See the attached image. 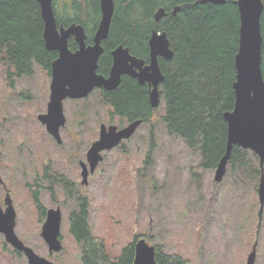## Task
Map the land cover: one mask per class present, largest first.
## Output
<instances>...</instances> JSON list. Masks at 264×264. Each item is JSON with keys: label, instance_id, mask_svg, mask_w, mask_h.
<instances>
[{"label": "rangeland", "instance_id": "obj_1", "mask_svg": "<svg viewBox=\"0 0 264 264\" xmlns=\"http://www.w3.org/2000/svg\"><path fill=\"white\" fill-rule=\"evenodd\" d=\"M12 79L9 86L0 66V154L5 159L13 156L12 162L8 160L12 169H4L2 177L16 211L14 231L36 254L56 264H80L81 249L68 226L69 212L81 201L77 190L89 197L91 233L103 240L112 256L135 234L142 233L148 243L160 247L161 253H179L188 264H245L256 242L253 264H264V207L258 218L259 175L247 177L227 165L223 179L215 182L214 169H199V154L168 134L159 119L161 101L153 117L140 124L133 140L127 142L126 152L120 148L101 152L99 168L109 165L96 175L99 186L107 184L104 193L97 182L89 183L87 189L81 186L79 174L70 165L78 158L85 160L89 145L98 138L99 125L109 121L117 124L118 117L111 118V110L97 101L95 93L79 102L66 100V120L59 129L63 144H55L48 133L42 141L45 132L36 114L44 111L49 75L33 68L31 74ZM70 131L76 134L73 143ZM65 146L75 148L79 156L67 164L60 160L66 156L58 152ZM49 159L58 163L51 169H57L61 179L69 175L70 192L60 185H53L52 192L46 189L40 177ZM35 185L39 205L61 209L62 249L58 252L49 253L40 235L44 218L38 219L34 196L30 195ZM4 192L0 188V201ZM3 242L0 233V264H27L24 255H10L13 247L8 243L3 250Z\"/></svg>", "mask_w": 264, "mask_h": 264}, {"label": "trees", "instance_id": "obj_2", "mask_svg": "<svg viewBox=\"0 0 264 264\" xmlns=\"http://www.w3.org/2000/svg\"><path fill=\"white\" fill-rule=\"evenodd\" d=\"M261 1V70L264 79V0ZM113 3L100 59L108 60L110 51L118 45L126 47L133 56L146 59L151 31L164 32L172 57H158L163 74V80L158 84L163 103L159 119L168 134L175 135L199 154V169H215L226 148L227 125L223 114L232 110L234 102L233 59L239 26L234 0H225L223 4L200 0H113ZM52 4L57 25L81 24L87 39L91 40L100 19L99 0H53ZM159 8H163L165 14L155 20ZM42 28L36 0H0V66L4 74H8L9 86L13 85L15 75H29L33 68H50L55 53L45 48ZM68 46L70 49L76 47L73 39ZM106 102L111 113L120 119L141 118L145 122L154 114L144 89L130 79H122L109 92ZM227 165L247 177L259 175L260 179L258 157L249 149L233 145ZM36 207L41 220L45 209L40 205ZM88 208L89 204L81 200L68 219L69 232L81 249L80 264H133V242L123 246L117 255H110L103 240L91 233ZM2 244V249L6 250L7 243ZM154 248L157 264H188L179 253H161L159 246L154 245ZM9 253L23 255L14 248Z\"/></svg>", "mask_w": 264, "mask_h": 264}, {"label": "water", "instance_id": "obj_3", "mask_svg": "<svg viewBox=\"0 0 264 264\" xmlns=\"http://www.w3.org/2000/svg\"><path fill=\"white\" fill-rule=\"evenodd\" d=\"M43 24L42 39L49 51H56L57 57L50 63L51 81L49 83V101L46 113L40 114L38 120L45 125L47 132L59 140L58 129L64 124L62 100L82 98L88 95L95 86L106 90L115 88L122 74H130L139 82L147 81L152 85L149 93V105L158 106L160 101L158 84L163 74L158 64V57L170 59L172 50L164 32L152 30L148 39L149 64L142 66V60L131 55L126 47L118 45L111 51L112 64L107 77L96 73L97 60L103 51L102 40L107 37L112 13L113 0H99L100 19L92 36V43L85 44L86 34L81 24L72 23L66 27L57 25L53 10V0H36ZM203 3L223 4L225 0H200ZM239 15L237 50L233 63L235 79L232 83L234 102L230 111L223 116L227 125L226 148L214 169V181L220 182L225 174L227 161L233 145L251 150L258 157L260 179L258 184L259 211L264 206V79L261 70L260 15L263 8L261 0H235ZM174 12V11H173ZM165 14L159 8L154 18L160 19ZM72 36L78 49L68 48V38ZM137 68L138 70H134ZM138 118L128 125L117 129L116 125H99L98 138L93 141L86 152V160L93 170L102 160L101 152L119 144L122 139L131 136L141 124ZM84 168V165H83ZM82 168V169H83ZM85 179L86 169L82 171ZM15 210L9 198L6 208L0 207V233L5 241L14 249L23 252L28 264H56L36 254L26 246L14 231ZM61 212L59 208L49 209L41 225L40 235L49 252H58L62 248L60 236ZM256 242L247 254L245 264H253L255 260ZM133 264H157L154 258V246L144 238L136 241Z\"/></svg>", "mask_w": 264, "mask_h": 264}, {"label": "flooded vegetation", "instance_id": "obj_4", "mask_svg": "<svg viewBox=\"0 0 264 264\" xmlns=\"http://www.w3.org/2000/svg\"><path fill=\"white\" fill-rule=\"evenodd\" d=\"M93 36V35H92ZM70 39H73L74 40V38L72 37V36H70L69 38H68V45H69V41H70ZM74 42H75V40H74ZM76 43V42H75ZM92 43V37H91V40H89V39H87V36H86V39H85V44H86V46L87 45H89V44H91ZM101 45H102V42H101ZM103 47V46H102ZM68 48L70 49V47L68 46ZM76 49H78V44L76 43V47L75 48H73V49H70L71 51H75ZM113 50V49H112ZM111 50V51H112ZM111 51H110V58H108V60H101L100 59V56H101V54H100V56L98 57V60H97V68H96V73L97 74H100V75H102V76H104V77H107L108 76V74H109V70H110V67H111V64H112V56H111ZM52 52H54L55 54H54V58H56L57 57V52L56 51H52ZM103 52V51H102ZM132 55V54H131ZM136 57V56H135ZM53 58V59H54ZM136 58H138V59H140V60H142V66H146L147 64H149V48L147 47V58L145 59V58H142V57H136ZM51 63V62H50ZM134 70H138L137 68H135ZM45 71H46V73H48V75H49V83H50V81H51V68H49V69H45ZM7 73H6V75H5V77H7ZM18 77H20V76H18ZM122 79L124 80V79H130V80H132V81H134L136 84H138V85H140L143 89H144V95H145V98H146V101L149 103V93H150V90L152 89V85H150L147 81H144V82H139V80H138V78L137 77H135V76H133V75H130V74H122L121 75V77H120V82L122 81ZM120 82L118 83V85L120 84ZM49 83H48V98H47V100H46V102H45V108L43 109L44 111H42V113H37L36 114V117H37V120H38V116L40 115V114H43V113H46V111H47V103H48V101H49ZM117 85V86H118ZM116 86V87H117ZM115 87V88H116ZM114 89V88H113ZM112 90V89H111ZM110 89L109 90H106V89H104L103 87H97V86H95L92 90H90V92L88 93V95L87 96H85V97H82V98H69V97H66V98H64L63 100H62V108H63V112H64V107H63V104H64V102L66 101V100H68V101H70V100H74V101H78L79 102V100H85V99H87V97L90 95V94H96V97H97V101L102 105V106H107L108 107V105H107V102H106V99H108V96H109V92L111 91ZM156 108V107H155ZM155 108H153V109H155ZM107 112H109L110 113V111L108 110ZM110 116H111V118L113 119L114 117H118L117 115H113L112 113H110ZM64 117H65V115H64ZM153 117V113L151 114V116H150V119ZM111 119V120H112ZM137 119V118H136ZM135 118H130V119H128V118H126L125 117V119L124 118H119L118 117V123L117 124H114V123H112V121H109L110 123H108L106 126H108V125H110V124H114V125H116V127H117V129H120V128H122V127H124V126H126V125H128L130 122H132V121H134V120H136ZM65 120H66V118H65ZM39 121V120H38ZM39 123L42 125V127H43V129H44V132H45V134L44 133H42L41 134V138H42V141H43V139H45V141H46V139H47V137H46V133H48L51 137H52V139L55 141V144H57V145H62L63 144V141H62V138H61V136H60V132H59V129H60V127L63 129V125H61L60 127H59V129H58V135H59V140H57L52 134H50L49 132H47V130H46V128H45V125L42 123V122H40L39 121ZM64 123H65V121H64ZM143 122H141V124H142ZM104 124V123H103ZM138 128V127H137ZM137 128L134 130V132L131 134V136L130 137H128V138H126V139H122L120 142H119V144L117 145V146H115V147H113V148H111V149H116V148H120L122 151H124V152H126L127 151V149H126V145H127V142H129L133 137H134V135H135V133H136V130H137ZM70 133V136H69V138L71 139V143H73V142H75L76 141V138H75V135L76 134H73L71 131L69 132ZM78 135V134H77ZM133 140V139H132ZM92 143V142H91ZM91 145V144H90ZM89 145V146H90ZM71 146V145H70ZM70 146L69 147H62V148H60V149H58V152H59V154H62V155H65L66 157H65V159L64 158H60V160L61 161H63L65 164H67V162L70 160H73V158H78L79 156L77 155V150L75 149V148H70ZM111 149H109V150H111ZM88 150V149H87ZM104 151H107V150H104ZM19 152H20V150H19ZM87 152V151H86ZM13 156H10V157H8L9 159H5V157H3L1 154H0V188H2V190L3 191H5L4 192V197L2 198V200L0 201V207H1V209L2 210H5V208H6V199L7 198H9L10 199V201H11V203H12V206H13V200H12V198H11V196H10V193L8 192V190L6 189V187H5V185H4V179H3V171H4V169H7V168H10V170L12 169V164L11 163H8V160L10 161V162H12L13 160L11 159ZM18 158V157H17ZM17 161H19L18 159H17ZM22 161V157L20 156V162ZM74 161H72L71 163H72V165H70V167L71 166H73L75 169H76V171H75V174L76 173H78L79 175V177H80V179H79V183H80V185L81 186H83V187H85V189H87L88 188V184L89 183H92V184H94V182H97V184H98V186H99V184L100 183H98V181H97V179H96V175L97 174H102V172L104 171L105 172V170L109 167V165L107 164V166H104V168L103 169H101V168H99L100 166H98V164L95 166V168L93 169V170H90V166H89V164L87 163V160H86V153H85V160L83 161V160H81V159H79L78 158V161H75L74 163H73ZM57 166L58 165V163H55V164H53L52 163V160L51 159H49V161L46 163V165H44L43 166V171H42V175H41V181L42 182H44V184L46 183V189L48 188L51 192L53 191V189H54V187H53V185H60V186H64L65 187V189H66V192H70V190H69V186H68V184L71 186V181L68 179V178H70V177H68L69 175L68 174H66V179L64 178V179H61V174L60 173H58V170L57 169H51L53 166ZM83 165H84V168L86 169V175H85V179H83V174H82V171H83ZM83 168V169H82ZM1 171H2V174H1ZM68 171V170H67ZM72 171V168L70 169V172ZM69 172V171H68ZM71 174V173H70ZM103 176V175H102ZM44 184H43V186H44ZM37 185H35L34 186V189L32 190V191H30V195H33L34 197H33V200H34V202H35V204L36 205H39L37 202H38V197H37V195H39V193H38V191H37ZM99 189L102 191V192H104V193H106L107 192V184L105 185V186H99ZM92 190V189H91ZM47 192V191H46ZM76 192H77V194L79 195V199L80 200H84L85 201V203L86 204H88L89 203V201H88V199H89V197L87 196V193H82V194H80L79 193V191H77L76 190ZM36 198H37V200H36ZM81 202V201H80ZM41 206V205H40ZM42 207V206H41ZM13 208H14V206H13ZM43 209H45L44 210V219H45V217H46V213H47V211L49 210V209H56V208H59V210H60V212H61V209H60V207H48V208H45V206H43L42 207ZM15 210V209H14ZM73 210V209H72ZM71 210V211H72ZM71 211L69 212V214H68V219H69V215H70V213H71ZM15 214H16V211H15ZM88 215H90V213H89V208H88ZM89 220H90V217H89ZM59 238H60V240H61V244H62V239H61V237L59 236ZM141 238H144L145 240H146V242L148 243V238H147V236L146 235H143L142 233H137V234H135L134 236H133V239H132V244H133V247L135 246V243H136V241H138L139 239H141ZM149 245H152V246H154L153 244H150V243H148ZM155 249V248H154ZM49 252V251H48ZM50 253V252H49Z\"/></svg>", "mask_w": 264, "mask_h": 264}, {"label": "bare ground", "instance_id": "obj_5", "mask_svg": "<svg viewBox=\"0 0 264 264\" xmlns=\"http://www.w3.org/2000/svg\"><path fill=\"white\" fill-rule=\"evenodd\" d=\"M235 1V0H234ZM235 3V2H234ZM236 4V3H235ZM260 30H261V27H260ZM69 226V225H68Z\"/></svg>", "mask_w": 264, "mask_h": 264}]
</instances>
